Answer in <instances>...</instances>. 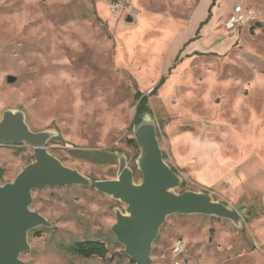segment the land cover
Here are the masks:
<instances>
[{"label":"rangeland","instance_id":"1","mask_svg":"<svg viewBox=\"0 0 264 264\" xmlns=\"http://www.w3.org/2000/svg\"><path fill=\"white\" fill-rule=\"evenodd\" d=\"M236 6L257 21L233 34L225 25ZM156 88L150 114L182 178L176 192H208L240 222L169 217L153 264H264V0H0V120L23 112L33 132L50 133L48 151L67 167L111 181L124 156L140 184L135 94ZM75 148L110 149L117 161L92 164ZM35 159L27 144L0 143L2 185ZM33 197L51 227L30 233L27 264H133L112 232L125 204L86 186ZM87 240L105 243L106 259L67 251Z\"/></svg>","mask_w":264,"mask_h":264},{"label":"water","instance_id":"2","mask_svg":"<svg viewBox=\"0 0 264 264\" xmlns=\"http://www.w3.org/2000/svg\"><path fill=\"white\" fill-rule=\"evenodd\" d=\"M16 81V77H8L9 84ZM133 131L142 182L136 183L135 173L124 156L120 157L116 179L93 181L48 151L50 133L33 132L23 112H5L0 120V143L27 144L34 149L36 159L13 182L4 185L5 171L0 166V264H27L22 255L30 250V233L51 227L46 218L32 210L34 192L47 188L95 187L125 204L126 214L117 213L112 232L134 264H153V245L169 217L202 215L240 222L237 211L216 201L208 192H176L183 181L179 172L165 161L157 123L150 113L143 116Z\"/></svg>","mask_w":264,"mask_h":264},{"label":"trees","instance_id":"3","mask_svg":"<svg viewBox=\"0 0 264 264\" xmlns=\"http://www.w3.org/2000/svg\"><path fill=\"white\" fill-rule=\"evenodd\" d=\"M252 32H254V28L252 29ZM157 88L154 91H152L148 96L144 95L140 91L135 94L137 107H136L135 118L132 123V128L141 122L145 114L151 113V109L149 107V100L153 95H156ZM131 143H133L134 147L137 150H139L138 145L135 140H133ZM71 153L74 157L78 159L85 160L87 162H90L96 165H114L117 161V158L114 155L115 151L110 150V149L86 150V149L75 148V150L72 151ZM164 158H166V154H164ZM136 169L137 168H135V170ZM174 170L176 172H179L176 168H174ZM183 187L184 185H182L181 188ZM36 235L39 236V234H36ZM67 251L74 256L85 258V259H90V258H95V257L106 259L109 253L108 247L105 243L101 241H95V240H87L83 242H78L68 247ZM131 263L134 264L132 260H131Z\"/></svg>","mask_w":264,"mask_h":264},{"label":"built area","instance_id":"4","mask_svg":"<svg viewBox=\"0 0 264 264\" xmlns=\"http://www.w3.org/2000/svg\"><path fill=\"white\" fill-rule=\"evenodd\" d=\"M256 21L257 18L253 9L236 6L233 9L231 17L226 22L225 27L228 32L235 34L242 28L255 24ZM183 247V244L178 242L176 245V252H181Z\"/></svg>","mask_w":264,"mask_h":264},{"label":"crops","instance_id":"5","mask_svg":"<svg viewBox=\"0 0 264 264\" xmlns=\"http://www.w3.org/2000/svg\"><path fill=\"white\" fill-rule=\"evenodd\" d=\"M173 152L174 157L179 153V148H177V144L174 145Z\"/></svg>","mask_w":264,"mask_h":264}]
</instances>
